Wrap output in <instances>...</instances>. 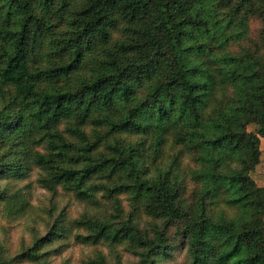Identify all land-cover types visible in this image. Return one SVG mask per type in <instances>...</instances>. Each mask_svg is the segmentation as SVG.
I'll list each match as a JSON object with an SVG mask.
<instances>
[{"label":"trees","instance_id":"1","mask_svg":"<svg viewBox=\"0 0 264 264\" xmlns=\"http://www.w3.org/2000/svg\"><path fill=\"white\" fill-rule=\"evenodd\" d=\"M262 140L264 0H0V215L52 200L0 264H264Z\"/></svg>","mask_w":264,"mask_h":264},{"label":"rangeland","instance_id":"2","mask_svg":"<svg viewBox=\"0 0 264 264\" xmlns=\"http://www.w3.org/2000/svg\"><path fill=\"white\" fill-rule=\"evenodd\" d=\"M251 131H256L257 126L251 124L248 126ZM263 147H264V140ZM39 170L35 168L30 176L20 181H13L16 184L15 188H22L28 198L30 212L25 216H19L14 220H7L6 216L2 213L0 215V240L5 245L6 255L8 257H14L22 251L24 247H29L33 243V238L36 234L44 235L47 233V224L51 220L49 210L52 205L51 193L41 188L37 183V177ZM252 177L257 179L260 184H264V152L261 156V163L252 172ZM6 181H0V187H4ZM59 201V207L62 208L69 204L67 198H56V202ZM70 216L75 217L78 212L83 210V206L78 203L71 202ZM56 214V213H55ZM105 253H109L108 247H101ZM97 249L95 247L86 246L82 244L69 243L66 252L54 259V264H63L64 262H70V264H83L88 255L93 254ZM123 264H131L134 262V258L126 253L123 257ZM162 264H182L184 260V252L182 250L175 249L173 254L167 258L161 259ZM114 262V261H113ZM17 264H31L29 261H23Z\"/></svg>","mask_w":264,"mask_h":264},{"label":"crops","instance_id":"3","mask_svg":"<svg viewBox=\"0 0 264 264\" xmlns=\"http://www.w3.org/2000/svg\"><path fill=\"white\" fill-rule=\"evenodd\" d=\"M255 180L258 182L259 185H262V184L259 183V181L257 179H255ZM262 186H264V184Z\"/></svg>","mask_w":264,"mask_h":264}]
</instances>
